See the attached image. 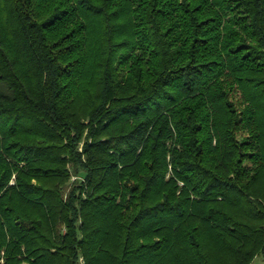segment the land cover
<instances>
[{
	"label": "trees",
	"instance_id": "1",
	"mask_svg": "<svg viewBox=\"0 0 264 264\" xmlns=\"http://www.w3.org/2000/svg\"><path fill=\"white\" fill-rule=\"evenodd\" d=\"M255 258L264 0H0V264Z\"/></svg>",
	"mask_w": 264,
	"mask_h": 264
},
{
	"label": "rangeland",
	"instance_id": "2",
	"mask_svg": "<svg viewBox=\"0 0 264 264\" xmlns=\"http://www.w3.org/2000/svg\"><path fill=\"white\" fill-rule=\"evenodd\" d=\"M79 262H80V264H83V262H82L81 260H80ZM23 264H25V263H23ZM251 264H264V263H262L261 258H255V259L252 261Z\"/></svg>",
	"mask_w": 264,
	"mask_h": 264
},
{
	"label": "built area",
	"instance_id": "3",
	"mask_svg": "<svg viewBox=\"0 0 264 264\" xmlns=\"http://www.w3.org/2000/svg\"><path fill=\"white\" fill-rule=\"evenodd\" d=\"M75 179H76V178L73 177V178H72V181H74Z\"/></svg>",
	"mask_w": 264,
	"mask_h": 264
}]
</instances>
